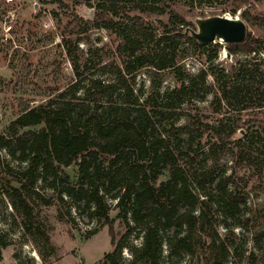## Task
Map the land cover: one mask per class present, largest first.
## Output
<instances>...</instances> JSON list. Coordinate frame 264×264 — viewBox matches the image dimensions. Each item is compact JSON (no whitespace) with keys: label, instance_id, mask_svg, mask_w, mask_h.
I'll return each mask as SVG.
<instances>
[{"label":"trees","instance_id":"1","mask_svg":"<svg viewBox=\"0 0 264 264\" xmlns=\"http://www.w3.org/2000/svg\"><path fill=\"white\" fill-rule=\"evenodd\" d=\"M121 1L101 0L91 19L100 27L119 26L118 50L126 58L123 65L109 68L114 78L83 77L74 60L77 78L69 86L48 95L40 103L25 105L11 121L9 132L0 133V149L27 163L21 172L25 178H20L21 185L13 190L17 205L33 226L35 216L25 191L35 187L38 180L53 188L66 186L62 192L76 204L84 202L88 208L93 207L90 215L103 218L110 226L116 249L106 255L104 264H120L117 259L124 248L132 253L130 264H163L164 244L169 251L168 260L174 256L181 259L185 253L195 256L199 245L207 251L209 264H223L232 248L236 253L240 248L234 246L235 241L229 234L224 237L219 234L217 212L219 209L225 218L234 216L243 197L238 187L230 188L231 175L209 176L203 139L208 137L209 152H217L237 135L244 134L250 120L239 127L222 121L210 123L194 116L187 124H176L183 102L197 98L201 91L203 95L207 93L205 84L200 86L197 79H204L208 71L202 70L197 78L188 80L177 59L178 52L185 43H206L187 27L194 23L180 14L171 13L168 22L161 21L159 33L148 31L139 16L134 17L132 25H126V19L115 21L107 12L112 10L113 15H118ZM125 1H133L134 8L141 11L163 15L167 11L157 2L174 0ZM188 1L201 4L207 0ZM79 20V29L73 30L74 33H81L87 23L83 18ZM64 43L68 54L72 55V41L64 38ZM218 46L211 49V60L217 57ZM226 48L230 54H262L264 37L247 32L243 41L228 42ZM254 65L255 75L263 79L260 72L263 63ZM145 66L157 72L174 69L178 85L162 95L156 89L146 96L142 90L135 92V74ZM245 72L240 69L233 83L218 80L220 94L214 98L218 113L222 111L224 100L232 105L231 100L242 94ZM252 142L248 134L238 141L236 165L239 167L252 166L248 151ZM73 164L78 166L75 183L70 182L64 171ZM262 168H258L257 174L264 176ZM249 179L242 177L243 187ZM107 198L116 200L118 217L127 226L117 243L113 229L115 219L110 216ZM236 221V225H242L240 218ZM35 229L44 233L39 225ZM197 230L210 240L196 236ZM134 231L142 236L140 246L129 243ZM249 259L250 264L256 263L254 252Z\"/></svg>","mask_w":264,"mask_h":264},{"label":"rangeland","instance_id":"2","mask_svg":"<svg viewBox=\"0 0 264 264\" xmlns=\"http://www.w3.org/2000/svg\"><path fill=\"white\" fill-rule=\"evenodd\" d=\"M100 2L0 0V133L9 132L11 121L25 105L40 103L48 95L69 86L77 78L74 60L78 62L83 77L114 78L109 68L123 65L126 57L118 50L121 41L119 26L108 29L91 22ZM157 4L167 13L141 11L134 8L133 1L123 0L118 4V15H113L112 10L107 14L115 21L126 19V25L135 24L134 17L139 16L147 30L156 33L161 31L160 22H168L171 13L193 22L194 25L187 27L196 32L200 21L226 15L239 17L245 21L247 32L255 37H264V0H207L201 4L174 0ZM78 17L87 23H84L81 33H74L73 30L79 29ZM64 38L73 43L72 55L67 52ZM216 44H219L217 57L211 60V49ZM226 44L216 39L204 45L185 43L181 46L177 59L188 80L197 78L202 70H208L204 79H197L200 86L205 84L207 93L203 95L201 91L197 98L186 99L178 110L180 117L176 124H187L194 116L210 123L222 121L239 127L250 120L244 134L237 135L217 152H209L211 144L208 137H204L203 143L208 153L206 168L209 176L231 175L230 188L238 187L243 197L234 216L225 218L219 209L217 212L219 234L222 237L229 234L235 241L234 246L240 248L238 253L232 248L231 255L223 264H250L252 252L256 255L255 264H264V176L257 174L258 168L264 167V76L260 79L255 75L254 65L262 62L260 72L264 75V51L258 55L239 52L228 57ZM240 69L246 70L241 85L243 92L231 100L232 105L224 100L222 111L218 113L214 102L216 95L220 94L218 80L233 83ZM134 82L135 92L142 90L146 96L156 89L162 95L178 85V75L174 69L157 72L145 66L136 72ZM247 134L253 138L248 147L252 166L239 167L236 165L238 141ZM0 157V264H104L106 255L113 253L116 246L105 220L90 215L93 207L88 208L84 202L76 204L61 191L66 186L53 188L49 183L38 180L35 187L25 193L35 216L33 226L39 225L44 232L39 233L26 221L13 194L14 188L21 185L19 179L25 178L21 172L27 163L13 158L4 148L0 149ZM64 171L70 182L75 183L78 166L70 165ZM243 176L250 177L245 187ZM107 202L111 207L110 216L115 219L113 229L117 243L127 226L118 217L116 200L107 198ZM236 218H240L242 225L235 224L238 222ZM138 233L134 231L130 237L131 245L142 244V236ZM196 236L210 240L199 230ZM197 248L195 256L185 253L181 259L174 256L168 260L169 251L164 244L163 264H209L207 251L199 245ZM132 259L129 248H124L117 260L120 264H130Z\"/></svg>","mask_w":264,"mask_h":264},{"label":"water","instance_id":"3","mask_svg":"<svg viewBox=\"0 0 264 264\" xmlns=\"http://www.w3.org/2000/svg\"><path fill=\"white\" fill-rule=\"evenodd\" d=\"M194 36L203 43L214 42L216 39L228 42H241L247 34V25L239 17L219 15L199 22L198 32L192 30ZM230 56V53H227Z\"/></svg>","mask_w":264,"mask_h":264}]
</instances>
